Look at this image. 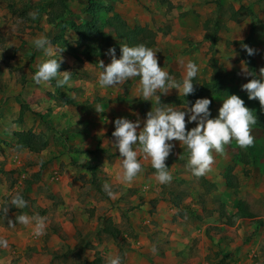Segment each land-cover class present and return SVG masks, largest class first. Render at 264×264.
<instances>
[{
  "label": "rangeland",
  "instance_id": "rangeland-1",
  "mask_svg": "<svg viewBox=\"0 0 264 264\" xmlns=\"http://www.w3.org/2000/svg\"><path fill=\"white\" fill-rule=\"evenodd\" d=\"M57 1L0 0V109L6 116L22 106L25 110L11 126L2 123L8 134L0 137V148L13 156L11 161L0 154V207L16 193L27 201L25 209L9 206L7 218L0 215V236L9 241L7 249H0V264L17 245L32 253L33 264H93L98 258L107 264L109 255L120 256L122 264H264V110L241 90L254 78L243 71L252 73L242 44L254 49L255 77L264 67V0H102L107 7L96 14L103 34H114L118 14L132 28L154 31L151 48L158 63L177 80L185 72L181 59L197 63L190 96L201 92L211 100L213 117L228 94L240 96L253 111V144L241 148L232 141L223 153L213 151V163L203 175L214 184L212 191L186 169L188 154L179 141H172L176 146L165 161L173 176L170 183L155 180L143 154L138 155L142 172L137 178L131 183L118 178L114 121L139 119L142 127L152 102L137 93L139 77L116 88L97 84V64L110 63L106 53L113 47L119 58L126 42L103 37L83 41L69 23L84 24L93 15L75 0L71 9L76 15L51 26L49 13ZM32 11L39 13L36 20L28 16ZM217 23L219 41L212 45L208 37L214 36ZM39 35L63 50L59 71L72 73L69 85L33 83L35 66L43 58L32 46ZM180 96L172 89L161 102L184 107L175 101ZM97 103L107 107L106 113L95 111ZM47 110L44 120L41 113ZM82 111L88 117L99 115L98 123L87 118L85 124L87 129L95 126L92 133L100 136L81 135L76 118ZM195 126L186 123L189 130ZM81 147L90 150L74 151ZM105 182L111 197L102 189ZM21 212L46 217L45 233L32 239L31 225L9 228L7 219L15 222Z\"/></svg>",
  "mask_w": 264,
  "mask_h": 264
},
{
  "label": "clouds",
  "instance_id": "clouds-1",
  "mask_svg": "<svg viewBox=\"0 0 264 264\" xmlns=\"http://www.w3.org/2000/svg\"><path fill=\"white\" fill-rule=\"evenodd\" d=\"M38 15L37 11L28 13L32 20H36ZM32 46L43 54L31 77L33 83L41 85L55 80L57 88L69 85L72 73L59 71L63 62L60 55L63 50L55 47L45 35L35 37ZM242 48L249 56L255 54L254 49L247 44H242ZM106 54L111 57V61L107 65L103 61L97 64L100 69L97 84L101 88H116L139 77L136 91L143 100L151 101L153 105L151 111L146 114L142 127L139 119L133 122L120 117L114 121L112 147L119 152L121 172L118 178L122 182L131 183L142 172L138 155L143 154V159L150 160L151 167L155 170V180L161 185L170 183L173 176L165 161L176 146L172 141H179L180 145L185 147L188 154L185 167L195 177L203 176L210 169L213 151L223 153L225 145L232 141L241 148L253 144L254 138L250 130L256 124V117L253 111L245 106V101L236 94H228L222 100V106L215 117L210 111L211 100L208 98H197L191 107L188 103L184 107L162 104L161 96L168 94L169 90L175 89L179 95L185 97L194 93L193 80L199 72V65L194 61H188L186 64L182 59L179 61L185 72L177 80L164 67H160L157 52L143 43L133 46L121 44L119 58L114 47L108 49ZM243 71L254 78L243 84L241 90L247 93L249 100H258L264 110V67L260 68L259 77H255L245 67ZM94 109L97 113L104 112L99 103ZM186 123H195L196 126L189 130ZM102 189L108 196L113 195L108 182L103 184ZM9 206L23 210L27 207V201L20 193L11 195L5 206L0 207V215L4 218H7ZM46 222L47 218L44 216L28 215L24 212L15 215V222L7 219L9 228L15 227L16 224L31 225L32 235L35 237L45 233ZM8 247L9 241L0 236V249ZM151 251L155 253L157 249L153 247ZM107 264H122L120 256L109 255Z\"/></svg>",
  "mask_w": 264,
  "mask_h": 264
},
{
  "label": "trees",
  "instance_id": "trees-1",
  "mask_svg": "<svg viewBox=\"0 0 264 264\" xmlns=\"http://www.w3.org/2000/svg\"><path fill=\"white\" fill-rule=\"evenodd\" d=\"M79 3V5L84 6V11L93 15L92 20L83 22L84 24L77 23H69L72 29H75L76 33L80 36L83 41L91 40L93 37H103L109 40H115L119 38L120 40H125L126 44L129 46L137 45V44H145L148 47H153L156 44V34L151 29L135 26L130 27L125 20H123L119 15L113 21V29L114 34H103L101 27L99 25L98 17L96 16L97 12L102 9H105L107 5H105L102 0H75ZM71 0H60L57 1L56 4L52 6L51 13H49V23L54 25V27L60 25L61 23H66V17L72 15V10L70 7ZM60 5L62 7H60ZM81 6V7H82ZM110 9H113L112 6H108ZM83 9V8H82ZM74 14V13H73ZM108 41V40H106ZM247 43V41H245ZM246 64L249 67V70L254 73V61L251 56L247 54L246 56ZM203 95L201 92L196 93L193 96L188 95L176 97L175 101L181 102L184 105L188 103V105L195 102L197 98H201ZM174 100V98L169 99ZM202 179L203 185L207 186L208 191H212L214 184L209 183L203 176H200ZM93 264H103L101 258H98L94 261Z\"/></svg>",
  "mask_w": 264,
  "mask_h": 264
},
{
  "label": "crops",
  "instance_id": "crops-1",
  "mask_svg": "<svg viewBox=\"0 0 264 264\" xmlns=\"http://www.w3.org/2000/svg\"><path fill=\"white\" fill-rule=\"evenodd\" d=\"M79 4V3H78ZM71 5H72V3L70 2V7H71ZM82 6V5H81ZM13 8H14V6H13ZM72 8V7H71ZM72 10V9H71ZM72 12L74 13V11L72 10ZM72 13V15H70V16H74V15H76V14H73ZM119 15V14H118ZM121 18H122V16L121 15H119ZM123 19V18H122ZM124 20V19H123ZM51 26H53L54 27V25H52V24H50ZM215 27H216V32L214 33V36H216V37H214V36H210V37H208V40L211 42V44L212 45H216V43L219 41V38L217 37V34H218V29H219V27H220V24L219 23H217L216 25H215ZM215 67H218L217 65H215ZM203 95V94H202ZM204 96V95H203ZM202 96V97H203ZM201 97V98H202ZM32 100H33V97H30ZM27 104L30 106L31 105V101L30 100H28L27 99ZM22 108H24L23 106L21 107V109H19V110H13L12 111V113L10 114V115H8V116H6L5 114H4V112L5 111H3L2 109H0V114H2V118H0V120H1V122H0V137H3V138H6L7 137V132H5V124L7 125V126H11L12 125V123H11V120L13 119V118H15L16 116H18L19 117V115L21 114V112L23 111H25V110H23ZM103 108H104V110H106V106L105 105H103ZM18 111H19V113H18ZM79 111H81V110H79ZM39 112H41V111H39ZM48 110L45 112V111H43L42 113H41V115H43L44 116V120H46V116H47V114H48ZM105 113H106V111H104ZM103 112V113H104ZM23 114H25V112L23 113ZM54 114H56V112L54 113ZM78 114H79V116H77V122L81 125V127H79V130H81V135L82 136H86V133L88 132L89 133V137H91V138H95V136H100L99 134H96V133H92V129L95 127V126H91V127H89L88 129H87V127H86V124H85V120L87 119V118H89L92 122H97L98 123V119H95L96 117H98L99 115L98 114H91V116H86L87 114H86V112L85 111H82V112H78ZM52 116V115H51ZM105 120V119H104ZM2 123H5V124H2ZM101 128H103V125L101 126ZM17 144H18V141H17ZM94 142L93 143H91V145L90 146H94ZM78 146V145H77ZM80 146V145H79ZM81 146H86V145H81ZM22 147V146H21ZM24 148H26L25 146H24ZM29 149V152L30 153H33V150H31L30 148H28ZM3 150V148H0V154L3 156V157H5V158H10V160L12 159V156H13V154L12 153H9V151L7 152V151H2ZM88 150H90V148L89 149H87L86 147H81V148H76L74 151H76L78 154H80V153H82V154H86V152L88 151ZM12 161V160H11ZM31 235H29V236H31V238L32 239H36V238H38V237H35V236H33L32 235V233H30ZM22 246L21 245H17V248L15 249V251H13V255L12 256H10V258L9 257H7L6 259L5 258H2L3 259V262H6L7 264L8 263H10V262H12V263H14V264H33V263H35L34 261H33V256L31 255V254H25V252H23V251H25V248L23 247L22 249ZM29 250H31V251H33V248L32 247H30V248H28ZM32 256V257H31ZM5 263V264H6Z\"/></svg>",
  "mask_w": 264,
  "mask_h": 264
}]
</instances>
